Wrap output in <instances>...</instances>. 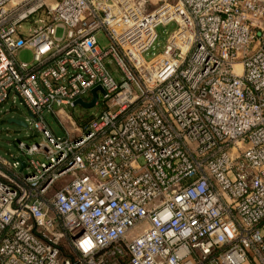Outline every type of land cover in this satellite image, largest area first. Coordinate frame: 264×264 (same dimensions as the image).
I'll return each instance as SVG.
<instances>
[{
  "label": "built area",
  "instance_id": "2783aa9c",
  "mask_svg": "<svg viewBox=\"0 0 264 264\" xmlns=\"http://www.w3.org/2000/svg\"><path fill=\"white\" fill-rule=\"evenodd\" d=\"M17 103L0 264H264V0H0Z\"/></svg>",
  "mask_w": 264,
  "mask_h": 264
},
{
  "label": "rangeland",
  "instance_id": "374dc122",
  "mask_svg": "<svg viewBox=\"0 0 264 264\" xmlns=\"http://www.w3.org/2000/svg\"><path fill=\"white\" fill-rule=\"evenodd\" d=\"M174 25H170L167 27H161L158 29V34L160 37L159 43L153 49V54H157L161 51V48L164 44L165 38L168 34H170L174 30ZM60 35V33H59ZM100 45L101 47L107 46V42L103 35L100 36ZM151 57V53L146 56V59ZM31 59V54L27 51H23L18 55V61L29 63ZM10 106L7 105L3 108V115L0 116V157L4 158L7 161H11L9 155L17 156V142L24 141L29 142L26 136L31 134L27 129L15 124L8 123L9 119H14L15 121L24 123L27 118V111L19 105L16 104V109H9ZM98 107H93L90 109H84L81 106L77 105L74 108L67 109V113L71 115V119L73 122L77 123L79 119L86 120L90 118L92 115L98 112ZM59 122L63 125L66 130H71L72 124L66 118L59 117ZM45 120L56 137L64 138L65 134L62 129L59 127L57 121L49 116L45 115ZM71 124V125H70Z\"/></svg>",
  "mask_w": 264,
  "mask_h": 264
},
{
  "label": "water",
  "instance_id": "95a60500",
  "mask_svg": "<svg viewBox=\"0 0 264 264\" xmlns=\"http://www.w3.org/2000/svg\"><path fill=\"white\" fill-rule=\"evenodd\" d=\"M95 101H96V94H95V91H92V101L90 103L85 104V103H83L81 101H77L75 103V105H79V106H81L84 109H90V108H92L94 106ZM8 123H15V124H17V125H19L21 127H25V124L24 123L15 121L14 119H9L8 120ZM22 167H23V165H22Z\"/></svg>",
  "mask_w": 264,
  "mask_h": 264
},
{
  "label": "crops",
  "instance_id": "0c3cea01",
  "mask_svg": "<svg viewBox=\"0 0 264 264\" xmlns=\"http://www.w3.org/2000/svg\"><path fill=\"white\" fill-rule=\"evenodd\" d=\"M22 123V122H21ZM23 128H25V127H23Z\"/></svg>",
  "mask_w": 264,
  "mask_h": 264
}]
</instances>
